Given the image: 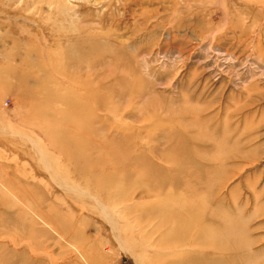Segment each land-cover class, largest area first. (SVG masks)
I'll return each mask as SVG.
<instances>
[{"label": "rangeland", "instance_id": "1", "mask_svg": "<svg viewBox=\"0 0 264 264\" xmlns=\"http://www.w3.org/2000/svg\"><path fill=\"white\" fill-rule=\"evenodd\" d=\"M0 264H264V0H0Z\"/></svg>", "mask_w": 264, "mask_h": 264}, {"label": "bare ground", "instance_id": "2", "mask_svg": "<svg viewBox=\"0 0 264 264\" xmlns=\"http://www.w3.org/2000/svg\"><path fill=\"white\" fill-rule=\"evenodd\" d=\"M123 153V152H122ZM152 154H154V153H152ZM157 155V154H156ZM162 157V156H161ZM162 159V158H161ZM68 189V188H67ZM183 221V220H182ZM178 238V237H177ZM211 251V250H210Z\"/></svg>", "mask_w": 264, "mask_h": 264}]
</instances>
